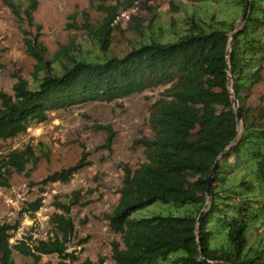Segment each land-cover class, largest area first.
<instances>
[{
	"label": "trees",
	"instance_id": "trees-1",
	"mask_svg": "<svg viewBox=\"0 0 264 264\" xmlns=\"http://www.w3.org/2000/svg\"><path fill=\"white\" fill-rule=\"evenodd\" d=\"M0 1L14 15L26 53L35 60L31 83L17 76L13 95L0 90V145L45 122L49 112L163 88L149 107L150 135L134 142L146 161L124 169L118 202L103 216L120 236L110 243L114 264H264V104L248 105L264 71V0H249L247 20L236 28L229 52L231 28L245 0H188L190 9L182 11L171 4L172 12L182 16L172 17L165 27L160 23L148 33L138 32L140 38L120 56L107 54L116 12L144 0H114L96 6L104 14L98 24L83 16L82 28L95 53L64 46L49 60L39 34L31 38L29 31L40 29L33 17L38 1ZM229 73L241 113L239 134ZM93 128L106 134L103 147L111 151L112 128ZM40 159L31 145L7 150L0 159V187L8 186L13 170L28 178L27 166ZM88 165L83 153L75 165L47 175L40 184H66ZM214 166L211 201L197 225L207 203L205 180ZM77 193L68 202H53L46 239L29 233L10 243L21 220L34 219L42 208V198L25 203L19 220L0 224V264H15L13 254L32 264L50 255L58 258L57 264H105L103 256L78 262L76 250L68 252L75 232L71 207L80 204ZM157 202L190 209L182 217L130 218Z\"/></svg>",
	"mask_w": 264,
	"mask_h": 264
},
{
	"label": "rangeland",
	"instance_id": "rangeland-1",
	"mask_svg": "<svg viewBox=\"0 0 264 264\" xmlns=\"http://www.w3.org/2000/svg\"><path fill=\"white\" fill-rule=\"evenodd\" d=\"M37 1L38 7L33 17L40 29L32 27L29 31L32 32L31 38L39 34L40 41L47 49L45 60L51 59L64 46L77 53L80 50L93 54L90 37L82 28L83 16L88 14L91 22L98 24L104 14L97 11L96 6L110 5L114 0ZM171 4L178 6L179 11L190 9L188 0H144L128 11L118 10L112 23V43L107 54L123 55L140 38L138 32L148 33L155 30V24L160 23L165 27L172 17L179 19L182 12H172ZM71 16L74 18L71 19ZM34 64L35 60L26 53L14 15L0 1V90L13 95L12 86L17 76L31 83ZM162 91L163 88L159 87L111 103L94 102L52 111L45 122L32 125L26 133L2 143L0 159L7 150L20 149L25 145L34 146L41 159L36 166H27L28 178L13 170L8 186L0 187V224L19 220V212L25 203L42 198V208L34 219L21 220L25 235L31 233L30 228H34L35 237L41 238L50 229L48 219L55 211L53 202H68L72 193L78 192L80 204L71 207L75 232L68 252L76 250L78 262L86 258L96 261L98 256H103L106 258L105 264H114L110 259V243L120 241V236L110 231L103 216L111 213L118 202L124 169H137L146 161L143 148L134 142L150 135L149 107ZM263 104L264 71L248 100L251 107ZM96 124L108 125L114 131L111 151L103 147L106 134L96 131L93 128ZM83 153L89 165L74 174L68 183L40 184L47 175L75 165ZM43 155H47V159ZM87 202L89 204L85 205ZM189 209L190 206L175 208L157 202L134 212L130 218L152 215L182 217ZM84 239L86 243L77 247L76 243ZM13 259L15 264H32L30 258L18 254H13ZM40 263L57 264L58 258L55 255L42 256Z\"/></svg>",
	"mask_w": 264,
	"mask_h": 264
},
{
	"label": "water",
	"instance_id": "water-1",
	"mask_svg": "<svg viewBox=\"0 0 264 264\" xmlns=\"http://www.w3.org/2000/svg\"><path fill=\"white\" fill-rule=\"evenodd\" d=\"M245 2H246L245 9L243 10L240 18L237 20V22L231 28V32H230V43H229V46H228V52L230 51V48H231V45H232V40L235 37L236 28L243 26L245 24L246 20H247V16H248V13H249V7H250V5H249V0H245ZM228 76H229V79H228V89H229V91L231 93V105H232V107L234 109V112H235V118H236V123H237V128H238V134H239V132H240L239 130H240V127H241V113H240V110H239L238 102H237V100H236V98L233 95L232 90H231V77H230V73L228 74ZM214 171H215V166L212 168L210 176L205 180V182L207 184V191H206L207 203L205 204L203 210L200 212V215H199V217L197 219V225H199V223L201 222L202 215L205 212L208 204L211 201V199H210V195H211V185H212V181H213ZM203 261L204 262H207L205 260H203ZM214 264H224V263H214Z\"/></svg>",
	"mask_w": 264,
	"mask_h": 264
},
{
	"label": "built area",
	"instance_id": "built-area-1",
	"mask_svg": "<svg viewBox=\"0 0 264 264\" xmlns=\"http://www.w3.org/2000/svg\"><path fill=\"white\" fill-rule=\"evenodd\" d=\"M25 219H27V218H25ZM33 224H34V222H32ZM34 228H33V230L31 231V235L33 236V237H35V235H34ZM25 231H23V228L20 226L19 228H18V230H17V232H16V234H15V236L10 240V243H14V241L15 240H17V239H22V236H25ZM36 238V237H35ZM47 238V232H44L43 234H42V237H41V239H46Z\"/></svg>",
	"mask_w": 264,
	"mask_h": 264
}]
</instances>
